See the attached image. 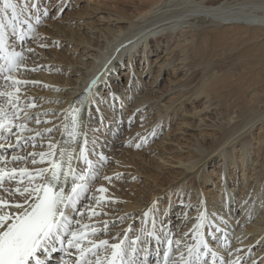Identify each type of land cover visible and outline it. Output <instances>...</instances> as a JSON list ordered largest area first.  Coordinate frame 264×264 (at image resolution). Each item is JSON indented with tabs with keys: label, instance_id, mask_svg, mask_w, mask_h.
Returning <instances> with one entry per match:
<instances>
[{
	"label": "snow or ice",
	"instance_id": "1",
	"mask_svg": "<svg viewBox=\"0 0 264 264\" xmlns=\"http://www.w3.org/2000/svg\"><path fill=\"white\" fill-rule=\"evenodd\" d=\"M70 6L71 0H0V190L22 198L10 201L0 195V264H51L57 252L64 254L58 264H249L252 248L247 249L248 259L240 255L244 248H232L221 223L224 218L217 220L216 215L208 211L206 198L200 192L196 193V203H192L190 197L187 202L180 200L184 205L181 214L184 222L195 220L188 231L177 232L171 227V201L169 207L161 208L159 197L141 210L138 229L134 227V213H125L111 221L83 222L81 218L85 210L91 220L92 216L108 215L103 211L106 204L121 202L104 195L109 189L103 185L95 190L92 188L101 177L104 162L109 157L103 151H97L99 141L89 136L91 129L85 128L83 118L87 115L90 119V110L95 109V133H101L106 119L103 109L112 108L117 101L115 92L102 80L108 66L105 65L88 82L67 109L59 110L63 117L60 124L43 129L29 127V123H51L40 117H47L49 112L56 110L30 113L28 110L37 105L32 98H24L21 103L19 86L39 82L21 80L15 75L22 69L36 71L43 67H26V53H34L35 49L25 45L36 42L39 47L48 48V44L42 43L48 37L38 31L39 26L49 19H58ZM58 43L52 41V46ZM120 103L123 107V102ZM140 111L135 110L129 124ZM140 119L143 126L145 118L141 116ZM61 127L64 138L55 142L48 139L47 151H33L27 156L11 155L13 162L30 160L34 166L47 162V167H7L9 149L15 153L26 146L35 147L37 141L43 142L46 135L51 136ZM149 135H157L155 128ZM149 135L137 133L125 143L140 149L149 142ZM69 144H79V150L65 146ZM124 175L114 173L112 176L104 175L103 179L111 183ZM131 179L136 180L137 177L132 176ZM6 183L16 187L6 188ZM89 200L95 207L85 203ZM189 211H195L196 216L189 217ZM129 219L133 222L116 234L118 242L94 238L107 234L110 225L115 228L118 223ZM220 237L223 238L222 244L217 246L213 241ZM221 247L227 250L226 255L221 254ZM250 264H264V259L260 262L251 260Z\"/></svg>",
	"mask_w": 264,
	"mask_h": 264
},
{
	"label": "bare ground",
	"instance_id": "2",
	"mask_svg": "<svg viewBox=\"0 0 264 264\" xmlns=\"http://www.w3.org/2000/svg\"><path fill=\"white\" fill-rule=\"evenodd\" d=\"M144 8V11L138 13L140 16L136 15L138 18H142L138 23L130 17H127L124 13L117 15L115 20H118V22H125L124 20L129 21L131 25L129 28L133 29L128 28L127 32L124 26H119L118 29L108 27L104 29L102 27L97 28L93 25L95 24L93 22L91 25L89 23L78 25L77 31H80L81 27L84 25V28H82L85 32H82L81 35H58L56 37L57 40L59 42L64 41L68 47L73 49V55L77 56L71 59L70 57H66L65 60H63L58 59V54H52V56L47 55L45 52L44 54L41 52V54L45 56V61H47V63L44 64L45 70L50 71V73H55V75H49L47 80L52 81V86L55 91H57V88L62 90L67 85L71 86L67 91V100L64 101V106L62 107V109H66L77 96L83 92L88 82L104 69L108 60L113 57L114 53L117 58L113 60L115 61L114 65L112 66L111 64L108 67V71L102 77L103 81L106 79L110 80L111 77H113L112 71L122 66L121 60L123 55L127 52L131 60V66L129 65L128 67L130 69L129 71H136L137 79L140 83L143 82V72L147 71L151 74L153 67H156V72H161L163 69L168 70L169 68L173 71V74L183 72L178 80H171L170 85L166 89L160 88L155 80L153 81L154 83L151 82L154 86L147 89L145 94L136 97L134 90L137 87V83L128 91L127 88L129 87L126 82L127 86L122 90L118 88L116 94L118 95V92L121 94L123 92L128 93L129 99L132 100V114L136 109H141L142 112L139 114V118L143 116L144 118L146 117V119H144L143 126L140 125V127L136 129L141 132L142 135H149L154 128L156 131L159 130L161 120L167 119L170 111L178 113L185 99L190 100L189 103L193 104L192 108L197 111L195 114L203 110L208 111L210 107H215L219 116L222 115L223 119L216 123V127L222 131L221 136L218 137L221 139L218 140L213 149L205 147L203 145V140L200 139L198 135H194L193 137L195 140H193V144L190 145L191 154L186 157H177L176 163L181 166L179 172L181 176L176 179V181H179L176 184V190H178L180 194L184 191L188 192L191 185L189 184L190 182L187 183V179H190L193 188V195H191L192 192L188 193L190 199L192 200V198H195L196 200V193H203L206 198L208 211L216 215L217 220H219L220 217L224 218L221 223L222 226L225 227L229 239L234 242L233 248H244L245 251L240 255L248 259V247H257V250H252L251 252L249 264L251 260L260 262L264 259V0H152ZM208 35H212L213 38L215 37L216 43H214L218 49L210 54L211 57L209 59L208 57L206 58L209 61L206 59V61H204L202 59L203 61L200 60V62H198L196 57H206V54H208L206 53L210 46H208L210 42L207 43V40H209L207 39ZM230 40H239L243 43L249 42V44L250 42H254L253 45L251 44L250 46L244 44L247 49L241 51L242 53L239 55V60H242L243 63V65L240 66L242 67L240 68V73L243 74H238L236 77H233V74L229 73L230 68L228 69L227 67L225 71H217L218 69L216 70V68L213 67V69L211 68V73L208 70L209 73L203 77V82L200 80L202 82V85L199 84L201 87L197 86V83H195L196 72L202 70L207 65L209 66L211 63L215 62V60H221L223 57L222 51L226 49L224 46L227 45ZM140 42L142 44L139 48L138 45ZM241 42L239 43L241 44ZM31 45V47H33L34 43ZM143 45L144 47L141 50ZM34 49L40 52L41 48L37 45L34 46ZM159 49H161L162 52H158ZM34 53L35 54L26 53L27 59L25 65L27 68H35L32 66L38 56L36 52ZM137 54L140 55V62L143 65L147 63L146 66H148V68L145 71L139 70L137 65L135 69L132 58L137 60ZM152 54H156L153 67L150 60V55ZM40 65L36 63L35 66ZM22 73L24 72L20 71L15 73V75L18 76ZM123 74L122 78L125 76V73ZM38 77L43 79L41 74H38ZM53 82L56 84H53ZM109 82L112 83L111 86L114 88L115 85H113V81L111 82L110 80ZM252 83L257 87V92H254L255 89L250 87ZM155 86L157 87L155 88ZM251 92L253 93L251 94ZM236 93H239V95H236ZM202 99L206 100L202 101ZM23 100L24 98L22 97L21 103H23ZM161 101H165L164 104H162ZM197 101H202V108L199 109V106L196 105ZM116 106H118V104ZM42 107L43 106H41V108ZM144 107H149L150 110L145 111ZM155 108H159V110L155 112V117H153L152 110ZM90 111V119L87 115L83 117L86 121L85 128L91 129L88 134L94 139H98L99 142L96 148L97 151H102L103 144L101 145L100 143H108L107 139L111 137L109 136L110 134L116 136L117 123L115 125L113 124V126L109 124V133H95L96 127L92 124L93 121L96 120V115H94L95 110L91 109ZM40 119H47L51 121V123L36 125L34 122H30L29 127L38 129H43L45 127L51 128L54 124H60L58 121H62L63 117L58 111L56 117L42 116ZM125 121L127 123L128 119H125ZM253 128H260V133H262L257 139L256 146H252L250 140L249 132ZM63 131L61 127L51 134V136L46 135L43 142L37 141L38 143L36 142L35 147L27 146L21 152L17 151L13 153V151L9 149L7 153V167H27L29 169L34 167H47V162L43 165L35 166L23 165L27 160L13 162L11 161V155L17 154L27 156L28 153L33 151H47L48 139H52L54 142L62 140L64 138L62 137ZM93 133H95V135H93ZM127 133L128 132H126V134ZM25 135H32V133H25ZM150 138L151 136L149 135V141ZM123 143H125V141H123ZM65 146L76 147L77 150H79L80 145L69 144ZM237 146H240V148L238 149ZM256 147H258V149L255 150ZM236 148L238 149L241 160H237ZM120 149L121 153L119 156H123L124 146H121ZM218 149H220V151L217 153L218 155H215V151ZM127 150L129 151V149ZM158 150L161 151V149ZM253 152L254 155H256L255 160L253 158ZM113 154L116 155V151H114ZM159 154L160 153H157L155 156L146 155L143 157L144 162L155 161L156 156ZM92 155L94 156L95 153ZM210 156H212V159L209 160L208 163L213 161V159L215 160L217 156L221 157L218 166L220 167V171L218 172L219 182H222V184L219 185L220 191L218 196L223 197L221 200H216L214 198L213 201V197L209 199L206 194L210 195V193L204 190V186L203 188H199L196 184L197 181L199 182L200 180V184L203 182L206 183L205 179L210 177V174L206 172L204 162L205 159ZM120 158L121 157H116L117 163H115V169L122 161ZM37 159H39V157H37ZM159 159H163L162 155ZM222 159L223 161H221ZM240 161H243L242 165ZM158 162L161 161L158 160ZM238 169L242 171V175H247V170L252 173L251 177L244 183V186L241 187L242 189L246 188L241 195L235 191L239 183L236 186L232 184L233 187L229 186V184H231L229 178L231 177L232 179H234V176L238 177L237 181H240L239 176H237L239 173L237 172ZM202 174L206 178L202 177ZM242 179H244V177ZM4 187L14 189L16 185L7 183ZM0 195L5 196L10 201H20L22 199L18 194L12 196L3 193L2 190H0ZM245 200L248 201L247 204H245ZM152 201L153 199L149 200L147 204L139 208V212L147 208ZM87 204L90 207H95L92 202H88ZM222 205L224 207H222ZM134 207L136 206L129 205L127 209ZM105 211H107V209H105ZM85 213L88 214L86 210ZM234 215L244 217V219L240 222H233L231 219H233ZM114 216V213H111V215H102L100 218H95L94 220L104 219L111 221ZM251 221L252 223L247 227L246 223ZM179 223L181 224V221H179ZM192 223H195V221L191 222V224ZM122 224L116 226L114 234H110L109 236L100 235L98 238H94L118 242L115 237L117 232H120L119 230ZM244 230L249 234H241ZM206 232H208V230H206ZM222 239L223 238L220 237L216 240L218 242L213 243L219 246L222 244ZM220 251L222 254L224 248L221 247ZM226 252L227 250L225 249V253Z\"/></svg>",
	"mask_w": 264,
	"mask_h": 264
},
{
	"label": "rangeland",
	"instance_id": "3",
	"mask_svg": "<svg viewBox=\"0 0 264 264\" xmlns=\"http://www.w3.org/2000/svg\"><path fill=\"white\" fill-rule=\"evenodd\" d=\"M151 1L152 0H71V6L66 9V11L64 12L62 16H60L56 20L49 19L45 22V24L39 26L38 31L41 34L48 37V39L42 41V43L48 44L49 47L48 48L40 47L41 48L40 52H38V50L35 49V52L38 58L35 60V63L33 64L32 67L37 68V66H35L36 63H39V65L42 64L40 66H43V67H39L38 70L36 71H25L22 69L21 71H23L24 73L17 76V78L21 80L39 82L36 84L29 83L27 85L19 86L21 87V93H20L21 96L23 98H32V100H34V102L37 105L36 108L29 109V112L30 113H40V112H44L49 109H54L56 111L49 112L47 117H56L57 112L60 109H62V107L64 106V101L67 100V96H68L67 91L71 88L70 85H67L65 88L59 91H55L54 87L45 86V85L52 86V81H48L47 77L51 74L55 75V73H50V71L45 70L44 64L47 63V61H45L46 60L45 56L42 55L41 52L43 54L45 52L47 55L58 54V57H59L58 59H63V60H65L66 57H70L71 59L77 56V55H73L74 53L73 49L68 47L66 43H64V41L59 42L57 40L56 37L58 35H61V36L72 35V34H74V36L81 35L82 32H85V30H83L84 25L86 23L87 24L89 23L91 25V23L93 22L95 23L93 25L96 26L97 28L102 27L104 29L106 27L112 28V29L114 28L118 29L119 26H124L126 28L125 31L127 32L128 28L131 27V25L129 24V21L124 20L125 22H118V20H115L117 18V15L124 13L127 17H130L132 20L138 23L139 21L142 20V18L137 17V16H140L138 13H141L142 11H144L145 9L144 7L148 5ZM80 24L81 25L84 24L82 26L83 28L81 27V30L77 31L76 29L78 28V25ZM129 29H133V28H129ZM207 39H209L207 40V43L210 42L208 43V46L210 45L209 50L206 52L208 54H206V57L205 56L196 57V60H198V62H200V60L202 59L204 61L206 60L209 61L208 59L211 57L210 54L212 52H215L216 49H218V47L215 44L216 43L215 37L213 38L212 35H208ZM52 41H58L59 43L57 46H52ZM241 41L230 40L228 44L224 46L226 49H223L222 51L223 57L221 60H218V61L215 60V62L211 63L209 66L207 65L206 66L207 68L205 67L202 70H199L198 72H196L195 76L197 78L195 77L196 79L195 83H197V86L201 87L202 82H203V77L206 74H208L210 71H212L211 68L213 69V67L216 68V70L218 69L217 71H220V70L225 71L228 67V69L230 68L229 70L231 72L229 70L228 71L230 74H233V77H236L238 74L240 75L243 74V73H240L241 72L240 68H242L240 66H242L243 63H242V60H239L240 58L239 55L242 53L241 51H244L245 49H247L245 48V45L248 44V46H250L251 44L253 45L254 42L253 43L250 42L249 44V42L243 43ZM239 42H241V44ZM32 43H34V46L38 45V43L36 42H29L25 45V47H31ZM141 44L142 43L140 42L138 45L139 48ZM143 47L144 45L141 47V50L143 49ZM158 52H162L161 49H159ZM124 55L121 60L122 66L112 71L113 77H111L110 80L111 82L113 81V85H115L114 88L111 86L112 83L109 82L110 80L106 79L107 82L105 80L107 85L110 86V88L112 89L113 92H115V94L117 93L118 88H121L122 90L123 88H125V86L128 85L129 88L127 89L129 91L131 90L132 86L134 87V85L137 83V87L134 90V94L136 97H139L140 95L145 94L147 89L154 86L153 81L156 80L157 85L160 88L166 89L170 85L171 80L173 81L178 80V78H180V76L183 74V72H177L173 74L172 73L173 71L170 70V68L168 70L163 69V71L161 72H156L155 71L156 67H153L154 66L153 61L156 57L155 56L156 54H152L150 55V60H151V65L153 67V71L151 74L147 71L143 72L144 73L142 76L143 82L140 83V81L138 82L136 71L135 72L129 71L130 69L128 67L129 65L131 66V63H130L131 60H130L129 53L127 52ZM207 57L208 59H206ZM116 58L117 57L115 56V53H114L113 57L108 60L106 65L109 67L112 64L113 66L115 63V61L113 60H115ZM136 58L137 60L135 58H132L133 63L135 64V69L137 65L139 70L145 71L148 68V66H146L147 63L143 65L140 62L141 58H140V55L138 54ZM221 66L224 69H222ZM123 73H125V76L122 78V75H124ZM38 74H41L43 79H40L38 77ZM126 82H127V85H126ZM151 82L153 83L151 84ZM53 84H56V83L53 82ZM156 87L157 86H155V88ZM250 87L252 89H255L254 92H257L256 90L257 87L253 83ZM101 91H103V89H101ZM252 93L253 92H251V94ZM118 95L116 94L117 101L113 105L112 108H107L106 110V107H105L103 109L106 119H105L104 125L101 127V130H102L101 132L107 133L109 130V126H110L109 124L113 126V124L115 125L117 123L116 125L117 129L115 132L116 136H112L113 134L109 135L111 137L107 139L108 143H105V144L100 143L101 145L103 144L102 151L108 155L109 160L104 162L101 177L92 185V188L93 190H95L99 186L103 185L109 189V191L105 193L104 195L113 196L121 202L108 203L105 206H103V211L107 212L109 215H111V213H114L115 216L113 217V220L118 216H123L125 213H134L135 214L134 227L138 229L141 226L140 225L141 211L139 212L140 210L139 208L147 204L149 200L159 197V205L161 208L169 207V201H171V209H170L171 227L177 232L188 231V229L192 227L193 223L191 224V222L195 220L192 219L188 223L184 222V219L182 218V215H181L182 212L184 211V205L180 203V200L184 199L185 202H187L188 197H190L188 193L189 192L191 193L193 188H192V183L190 179H187V183L190 182L189 184L191 185V188L189 189V191L188 192L184 191L180 194L179 191L176 190V187H177L176 184L179 182V181H176V179H178L181 176V174L179 173L181 170V166L178 165V163H176L177 157L178 156L186 157L187 155L191 154L190 145L193 144V140H195L193 137L194 135L196 136L198 135V137H200V139L203 140V145L205 147L213 149L216 146V143L218 142V140L221 139L218 137L221 136L222 131L216 127V123L220 122V120L223 119L222 115L219 116L218 111L215 110V107H210L209 108L210 110L208 111L203 110L204 112L201 111V112H198V114H195L197 113V111L194 108H192L193 104L189 103L190 100L185 99L178 113L170 111L168 118L161 120L159 130L156 131L157 135L155 137L151 136L150 141L144 147L137 149L134 147V145L128 146L127 143H123V141L126 142L129 139L134 138L137 133H141L136 128L140 127L141 125L139 114L142 111H140L139 113H136L135 119H133L131 124H129V118L133 116L132 114L133 110L131 111V107H132L131 101L132 100L129 99L128 93L123 92L121 94L118 92ZM236 95H239V93H236ZM49 100H52V101L58 100L60 102L59 103L49 102ZM205 100L206 99H202V101H205ZM121 101L123 102V107H121V103H120ZM165 101H161V103L164 104ZM202 101H197L196 102L197 104L195 103L196 105L199 106V109L202 108V103H201ZM117 104L118 106H116ZM41 106L43 107L41 108ZM221 108H225V107H221ZM144 109L145 111L150 110L149 107H144ZM158 110L159 108H155L152 110L153 117H155V112ZM94 115H96L95 111H94ZM125 119H128L127 123ZM144 121L145 120H143V122ZM58 122H61V121L59 120ZM92 124L94 125V127H96L97 119L94 120ZM260 131H261L260 128H253L249 132L252 146L257 145L256 144L257 139L262 134L260 133ZM126 132L128 133L126 134ZM121 146H124L123 156H119V154L121 153V149H120ZM157 148L161 149V151H159ZM237 148L239 149L240 146H237ZM237 148L235 149V152H237L236 153L237 160H241L239 157V152ZM127 149H129V151ZM256 149H258V147H256L255 150ZM114 151H116V155L113 154ZM219 151L220 149L215 151V155H218L217 153ZM157 153H160V154L156 156L155 161H151L147 163L144 162L143 157H145L146 155L155 156ZM161 155L163 159H159ZM253 155H254V152H253ZM116 157H121L120 159H122V161L115 169V163H117ZM211 157L212 156L206 158L204 161L206 172L210 174V177L206 178L202 174V177L206 178L205 179L206 183L203 182L200 184L201 182L200 180L199 182L197 181L196 184L198 185L199 188L201 187L203 188L204 186L205 188L204 190L210 193V195L206 194V196L209 199L213 197V201H214V198L216 200H221L223 197L218 196V193L220 191L219 185L222 184V182H219L220 180H219V175H218V172L220 171V167H218L220 164L219 159H221V157H218V156L216 158L214 157L215 160L213 159V161L208 163L209 160L212 159ZM255 157L256 155L253 156L254 160H255ZM158 160L161 162H158ZM221 161H223V159ZM27 163L29 164V162ZM240 163L242 165L243 161H240ZM150 168L153 170H151ZM237 172H239L238 173L239 175L237 174V176H239L240 181L239 182L237 181L238 177L234 176V179H232L231 177L229 178V180H231L230 182L231 184H229V186L233 187L232 184L236 186L239 183V186L236 188L235 191L239 193V195H241L242 192L246 190V188L242 189L241 187L244 186V183L247 182L249 177H251L252 173L251 171L247 170V175L246 174L242 175V171H240L239 169L237 170ZM114 173H124L125 175L119 180H112L111 183L103 179L104 175L112 176ZM132 176H136L137 179L132 180L131 179ZM243 177L244 179H242ZM191 195H193V192ZM191 201L192 203H196L197 199L195 200V198H192ZM88 202L90 203L91 201L90 200L85 201V203H88ZM129 205H135L136 207L127 209V206ZM225 206H226V203H225ZM222 207L224 206L222 205ZM105 209H107V211H105ZM188 215L189 217H195L196 212L189 211ZM101 216L102 215L92 216L91 217L92 220H89L88 214L85 213L82 218L81 217H77V218H81L84 223H91L95 221L94 220L95 218H100ZM242 219H244V217H239L238 215H234L233 219L231 220H233V222H240ZM101 220H104V219H101ZM101 220H96V221H101ZM179 221H181V224L179 223ZM132 222L133 221L129 219V220H125L123 224L118 223V224H122L119 231L127 228L128 224ZM250 223H252V221L247 222L246 226L248 227ZM115 228H112L110 225L108 233L100 234V235L102 236L104 235L109 236L110 234L112 235L115 233V230H114ZM244 233L249 234L247 233L246 230L241 232V234H244ZM129 235H131V233ZM213 242H218V241L215 240ZM231 244L233 248L234 242L231 241ZM252 250H257V247H253ZM224 253H225V249L222 254ZM224 255H226V253Z\"/></svg>",
	"mask_w": 264,
	"mask_h": 264
}]
</instances>
